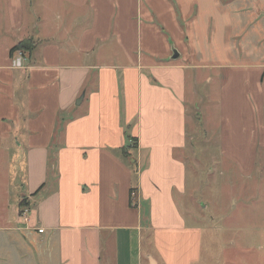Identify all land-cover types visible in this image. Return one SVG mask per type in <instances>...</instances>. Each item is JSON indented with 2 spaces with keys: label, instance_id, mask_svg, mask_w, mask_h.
I'll list each match as a JSON object with an SVG mask.
<instances>
[{
  "label": "crops",
  "instance_id": "crops-1",
  "mask_svg": "<svg viewBox=\"0 0 264 264\" xmlns=\"http://www.w3.org/2000/svg\"><path fill=\"white\" fill-rule=\"evenodd\" d=\"M207 145L246 233L225 264L263 261L246 197L264 181V0H0V264H215Z\"/></svg>",
  "mask_w": 264,
  "mask_h": 264
},
{
  "label": "rangeland",
  "instance_id": "rangeland-1",
  "mask_svg": "<svg viewBox=\"0 0 264 264\" xmlns=\"http://www.w3.org/2000/svg\"><path fill=\"white\" fill-rule=\"evenodd\" d=\"M210 56V55H208ZM213 59L216 60H222L226 58L225 54H217V55H212ZM203 87V86H202ZM189 108L191 110H194L195 106L193 103L189 104ZM192 117L189 118L188 120V125L190 131H192L193 127L194 129L197 126L198 121L195 119L196 113L192 112ZM213 125L215 126V119H211ZM208 148L207 154L208 156L201 154L199 156H203L204 159L201 161L203 163L202 169H203V176H202V184L203 188L201 189V193H198L197 199L199 200V203L201 206H207V210L204 212V216L207 219V224H206V239L211 240V243L213 246L209 245V251H208V256H211L213 254H217V262L215 264H225V259L227 255L232 253L230 250V243L232 239H238L240 240L242 238H246V233L244 234L243 232H237V230H234V232H230L228 230V223L225 219V217L222 219V207H225L227 205H230V197L228 198V191H227V186L228 183L223 181L224 177L221 176V171H224L225 168L221 166H209L208 164H205L206 162H211L212 157H210L211 153L213 152L216 153L217 151L214 149L212 150V145H207ZM216 147V146H215ZM190 151V150H189ZM194 154L193 150H191L188 153V161H189V166L191 168H194L193 162H194ZM197 158V157H196ZM199 160V158H198ZM260 161L262 163V174H264V152L261 153L260 156ZM212 169V171H217L218 169L220 172L216 174V176L209 177V170ZM2 171V167L0 168V173ZM193 175V174H191ZM193 177H190V181H193ZM247 205L251 206L252 209H257V207L264 209V181L259 184L257 182H252L250 184V187L248 188L247 192V197H246ZM245 204V205H246ZM187 207L186 209H188ZM263 215V214H262ZM261 215V216H262ZM222 216V217H221ZM213 217H218L215 219V221L212 223V225H209V221ZM219 219H222L221 221ZM257 220V219H256ZM256 220L253 219L251 226L256 227ZM260 229H250L248 231V237L254 244L253 246L254 251L253 254L258 255L260 254L259 248L264 247V225H260ZM244 235V236H243ZM146 236V233L144 234V237ZM217 241L215 243L213 241ZM261 254L264 256V250L261 251ZM210 264V263H208ZM253 264H264V259L263 261H259L258 263H253Z\"/></svg>",
  "mask_w": 264,
  "mask_h": 264
},
{
  "label": "trees",
  "instance_id": "trees-1",
  "mask_svg": "<svg viewBox=\"0 0 264 264\" xmlns=\"http://www.w3.org/2000/svg\"><path fill=\"white\" fill-rule=\"evenodd\" d=\"M35 48V43L32 40H26L19 43L16 47L11 50V54H14L16 51H22L24 55L31 53ZM128 140L130 141L129 145L122 149V154L125 158L131 157L132 150L137 149V139L131 137L130 134H127ZM132 160V159H131ZM132 165H136V161L132 160ZM134 189L131 190V201L130 204L133 206V195ZM24 203H22L23 205Z\"/></svg>",
  "mask_w": 264,
  "mask_h": 264
},
{
  "label": "built area",
  "instance_id": "built-area-1",
  "mask_svg": "<svg viewBox=\"0 0 264 264\" xmlns=\"http://www.w3.org/2000/svg\"><path fill=\"white\" fill-rule=\"evenodd\" d=\"M17 59L13 61L14 66L21 67L22 66V59H23V53L22 51L16 52ZM44 230H40V233H42Z\"/></svg>",
  "mask_w": 264,
  "mask_h": 264
},
{
  "label": "water",
  "instance_id": "water-1",
  "mask_svg": "<svg viewBox=\"0 0 264 264\" xmlns=\"http://www.w3.org/2000/svg\"><path fill=\"white\" fill-rule=\"evenodd\" d=\"M178 57H179V54L176 51H174V58L176 59ZM78 104H80V102Z\"/></svg>",
  "mask_w": 264,
  "mask_h": 264
},
{
  "label": "bare ground",
  "instance_id": "bare-ground-1",
  "mask_svg": "<svg viewBox=\"0 0 264 264\" xmlns=\"http://www.w3.org/2000/svg\"><path fill=\"white\" fill-rule=\"evenodd\" d=\"M23 53V52H22ZM23 57H24V54H23Z\"/></svg>",
  "mask_w": 264,
  "mask_h": 264
}]
</instances>
